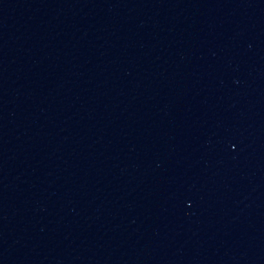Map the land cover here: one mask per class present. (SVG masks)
I'll use <instances>...</instances> for the list:
<instances>
[{"label":"water","instance_id":"1","mask_svg":"<svg viewBox=\"0 0 264 264\" xmlns=\"http://www.w3.org/2000/svg\"><path fill=\"white\" fill-rule=\"evenodd\" d=\"M0 264H264V0H0Z\"/></svg>","mask_w":264,"mask_h":264}]
</instances>
